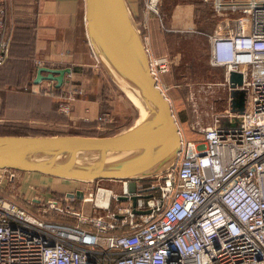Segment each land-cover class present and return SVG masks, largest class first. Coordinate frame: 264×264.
Returning <instances> with one entry per match:
<instances>
[{
    "label": "built area",
    "instance_id": "obj_1",
    "mask_svg": "<svg viewBox=\"0 0 264 264\" xmlns=\"http://www.w3.org/2000/svg\"><path fill=\"white\" fill-rule=\"evenodd\" d=\"M213 9L232 15L207 35L209 63L223 78L200 87L194 138L180 134L169 165L145 178L111 180L117 188H73L24 206L0 194V264H264V0H216ZM11 35L8 0H0V65ZM148 57L158 83L169 58ZM232 74L239 84L231 85ZM49 82L35 91L53 94ZM59 88V111L68 116L83 91L69 74ZM232 90L244 91L242 112L232 109ZM221 117H240V126L220 128ZM108 123L105 114L98 127ZM15 174L0 169V179Z\"/></svg>",
    "mask_w": 264,
    "mask_h": 264
},
{
    "label": "water",
    "instance_id": "obj_2",
    "mask_svg": "<svg viewBox=\"0 0 264 264\" xmlns=\"http://www.w3.org/2000/svg\"><path fill=\"white\" fill-rule=\"evenodd\" d=\"M85 31L91 50L108 78L136 96L144 118L106 136L78 134L0 135V169L90 183L140 179L162 171L175 158L179 128L172 106L151 73L149 57L126 0H85ZM45 72L46 74H42ZM69 68L39 67L35 83L60 87ZM231 85L240 83L232 74ZM232 109L242 112L244 91L232 90ZM240 117H221L220 128H238ZM77 198L82 192L75 190Z\"/></svg>",
    "mask_w": 264,
    "mask_h": 264
},
{
    "label": "crops",
    "instance_id": "obj_3",
    "mask_svg": "<svg viewBox=\"0 0 264 264\" xmlns=\"http://www.w3.org/2000/svg\"><path fill=\"white\" fill-rule=\"evenodd\" d=\"M127 1L131 11L136 13V0ZM215 1L157 0L159 13H156L157 16H150L147 27L150 52L154 55L172 53V56H169V68L173 69L175 60L180 58V53L175 51L174 46L182 39L191 42L201 39L202 36L206 41L203 58L208 64L207 35L213 28H205L206 25L200 20L204 14L202 4H213ZM218 1L229 3L236 0ZM8 9L13 39L8 59L0 68V101L9 100L18 93V98L29 100L23 102V107L8 104L6 114L0 116V124L23 123L29 129L54 135H81L90 130L101 135L99 131L104 128H99L98 124L91 122L95 121L101 111L98 96L103 88V74L86 36L85 0H8ZM224 18H219V22ZM190 48L193 57L195 50L191 43ZM39 67L69 68L68 74L73 85L83 91L73 101L65 122L39 118L38 114L44 112L37 107L40 98L28 97L19 90L23 85L36 92V88L50 83L49 80L34 82ZM167 77L163 75L162 79L166 81ZM15 111L17 112L9 115ZM48 112L50 110L46 113Z\"/></svg>",
    "mask_w": 264,
    "mask_h": 264
},
{
    "label": "rangeland",
    "instance_id": "obj_4",
    "mask_svg": "<svg viewBox=\"0 0 264 264\" xmlns=\"http://www.w3.org/2000/svg\"><path fill=\"white\" fill-rule=\"evenodd\" d=\"M146 4L148 5V3L142 0L138 8L136 3V13H134V10L131 11L130 6L128 7L131 11L135 24L141 33L144 45L148 49L147 54L149 52L151 57L166 55L169 58V56H172V53L154 55V53L149 50L150 47L147 36L148 22L151 15H156L152 9H155L156 12L159 13V5L157 0L153 6L154 8L152 9L148 8ZM202 6L204 14L200 21L206 25L204 26L205 28L210 26L214 29L216 25L219 24V18L222 17L223 19L226 15L232 16L227 13L216 14L212 3H203ZM135 15L139 16L137 21L134 18ZM205 42L206 41L202 38V36L201 39L191 42L188 39H182L178 45L174 46L175 51H179L180 58L175 60L176 63L174 68H169V71L161 74L158 80L159 86L163 89L164 94L171 103L173 115L179 131L186 139L194 138V136L192 137L191 135L190 124L195 120L196 111L201 115L203 107V94L200 89L201 85L206 82L219 83L223 78L222 68L213 67L210 63L207 64V61H204L203 56L206 47ZM190 43L195 50L193 57H191ZM101 71L103 74L101 80L103 87L109 86L108 96L110 98L108 100V104L111 109L109 113L110 123L106 125L107 129H101L99 131V134H101L100 136H106L119 133L128 129L132 125L139 123L141 121V115L140 109L128 97V94L113 83L102 68ZM163 75L168 76L166 81L162 79ZM107 79L115 86H110ZM221 92L223 91L220 90L219 94H221ZM218 108L224 109L225 104L219 103ZM89 186L93 188L98 186L117 188L119 186V182L101 180L90 183H76L61 181L59 179L41 175L16 173L13 180L6 179L5 175L2 179H0V194L9 200H13L17 204L24 206L28 204V201L33 204L34 202H37L39 198L45 199L49 196L58 197L63 195V192L71 191L73 188ZM32 198H35V200H31ZM77 205L79 206L80 204L78 203ZM81 205L85 210H91L90 204L83 203Z\"/></svg>",
    "mask_w": 264,
    "mask_h": 264
},
{
    "label": "trees",
    "instance_id": "obj_5",
    "mask_svg": "<svg viewBox=\"0 0 264 264\" xmlns=\"http://www.w3.org/2000/svg\"><path fill=\"white\" fill-rule=\"evenodd\" d=\"M141 2H142V0H136L138 8H139V4ZM127 4L129 6V2L128 1H127ZM138 17H139L138 15L134 16L136 21L138 20ZM12 39H13V33L11 35V40H10V44H9V50H10V45H11ZM8 56H9V51H8ZM8 56H7V58H5L3 63L0 65V68L6 63V61L8 59ZM108 83H109L110 86H115L109 80H108ZM108 89H109V86L108 87L104 86L102 88L101 92H100V96H98V100L101 103V111H100L98 117L95 119V121H92L91 124H98L100 118H102L105 114H109L110 113L111 109H110V106L108 104L109 103L108 100L110 98L108 96V92H109ZM19 90H20V92H22L24 95H26L28 97L37 96V97L40 98V102L38 103L39 105L37 107L41 111L43 110L44 112H41V113L38 114L39 118H44V119H47V120L57 121V122H61V123L65 122L67 120V116L59 111V105L64 101V95L60 91L59 87L55 88L53 94H46L44 91L32 92L31 89L28 86L23 87V85H21V88H19ZM10 94L12 96V93H10ZM18 96H19V93L16 94L15 97H13V98L10 97L9 100L5 99L3 102L0 101V116L6 114L5 110H6L8 104H12L14 106L22 105V107H23V102L26 103L29 100L27 98H18ZM28 107H30V106H28ZM48 110H50V112L46 113ZM16 112L17 111H15L13 113H10L9 115H12V114H14ZM25 126L26 125L23 124V123L5 122L3 124H0V135H54V134H49V133L46 134V133L40 132L38 130L29 129L28 127H25ZM81 135L100 136V135H98L97 131H93V130H90V131H87V132H83ZM14 172L15 173H23V172H19V171H14ZM23 174L40 175V174H36V173H23ZM41 176H43V175H41ZM46 177H48V176H46ZM55 179H57V178H55ZM59 180L66 181V182H76L77 183V181L62 180V179H59ZM78 183H80V182H78Z\"/></svg>",
    "mask_w": 264,
    "mask_h": 264
},
{
    "label": "bare ground",
    "instance_id": "obj_6",
    "mask_svg": "<svg viewBox=\"0 0 264 264\" xmlns=\"http://www.w3.org/2000/svg\"><path fill=\"white\" fill-rule=\"evenodd\" d=\"M156 2V0H151V3L154 4ZM128 97L138 106V108L140 109V115H141V120L144 118L145 116V109L143 108V106L140 104V102L138 101V99L136 98V96L134 94H132L131 92H127ZM179 134L180 131H179ZM101 204H104V202H100Z\"/></svg>",
    "mask_w": 264,
    "mask_h": 264
}]
</instances>
